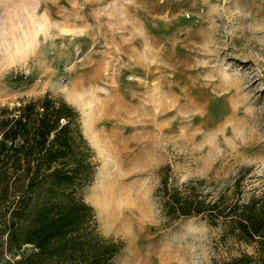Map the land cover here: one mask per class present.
I'll return each instance as SVG.
<instances>
[{"label": "rangeland", "instance_id": "obj_1", "mask_svg": "<svg viewBox=\"0 0 264 264\" xmlns=\"http://www.w3.org/2000/svg\"><path fill=\"white\" fill-rule=\"evenodd\" d=\"M45 94L80 116L96 164L82 197L123 243L115 264L251 250L166 216L157 190L166 166L208 200L264 189V0H0V109Z\"/></svg>", "mask_w": 264, "mask_h": 264}, {"label": "trees", "instance_id": "obj_2", "mask_svg": "<svg viewBox=\"0 0 264 264\" xmlns=\"http://www.w3.org/2000/svg\"><path fill=\"white\" fill-rule=\"evenodd\" d=\"M0 111V264H115L123 243L99 233L82 197L96 164L75 108L45 94ZM168 169L157 190L166 216L200 217L221 227L220 240L251 248L226 264H264V189L208 200Z\"/></svg>", "mask_w": 264, "mask_h": 264}, {"label": "bare ground", "instance_id": "obj_3", "mask_svg": "<svg viewBox=\"0 0 264 264\" xmlns=\"http://www.w3.org/2000/svg\"><path fill=\"white\" fill-rule=\"evenodd\" d=\"M103 187H104V186H103ZM103 187H102V190H103ZM106 187H107V186H106ZM107 188H108V187H107ZM110 188H111V187H110ZM104 189H105V188H104ZM109 190H110V189H109ZM107 191H108V189H107ZM99 193H100V192H99ZM103 193H104V192H103ZM110 193H111V192H110ZM105 194H106V193H105ZM108 195H109V194H108ZM99 196H101V195H99ZM106 196H107V194H106ZM99 198H100V197H99ZM100 199H101V198H100ZM107 200H108V199H107ZM105 202H106V201H105ZM105 202H104V205L106 204ZM107 213H108V212H107ZM109 213H110V212H109Z\"/></svg>", "mask_w": 264, "mask_h": 264}]
</instances>
